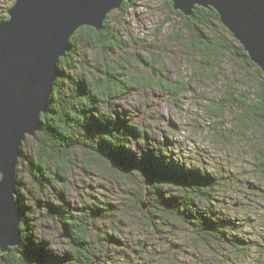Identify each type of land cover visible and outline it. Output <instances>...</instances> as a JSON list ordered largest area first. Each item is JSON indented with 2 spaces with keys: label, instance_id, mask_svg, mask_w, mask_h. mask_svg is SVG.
Instances as JSON below:
<instances>
[{
  "label": "trees",
  "instance_id": "trees-1",
  "mask_svg": "<svg viewBox=\"0 0 264 264\" xmlns=\"http://www.w3.org/2000/svg\"><path fill=\"white\" fill-rule=\"evenodd\" d=\"M167 3L179 18L174 37L200 70L197 81H204V76L216 81V74L222 77L223 96L207 98L211 103L206 104L210 108L208 119L214 122V126L210 125L213 142L227 152L237 150L245 163V173L256 183L243 181L229 161L217 165L203 157L187 159L181 171L175 166L165 168L162 161L151 157L147 150L154 146L168 161L177 155L185 159L177 142L155 138L151 125H141L133 113L121 112L112 102L127 97L135 86L156 87L180 101L191 83L184 86L173 80L158 68L157 58H134L146 67L148 76L136 71L126 56L117 64L108 59L99 65L83 63V48L106 53L122 50V45H126L111 26L109 15L101 31L84 26L72 36L70 51L59 63L61 73L53 86L48 111L41 116L37 148L32 155L22 151L18 164L27 161L31 184L39 195L33 202L28 203L31 199L27 200V194L31 192L17 167L16 201L23 200L28 209L26 221L31 222L32 228H39L42 237L46 236L43 222L55 224L69 247L52 250L62 253L54 256L48 250V242L31 243L26 222L21 225V245L6 253L0 248V264H140L146 260L144 246L139 243L128 247L121 240L120 229L109 233L107 225L122 215L127 224L136 212L144 217L151 236L166 234L171 240L178 234L175 230L182 228L195 242L213 250L214 261L220 257L219 264H264V234L252 235L246 231L249 225L229 211L237 205L231 201L241 185L253 192L244 198L253 212L264 207V83L234 86L225 66H231L233 76L237 75V60L256 69L258 76L264 72L222 24L216 10L197 6L191 16H185L174 10L171 0ZM134 5L135 2L124 3L120 11L126 12ZM243 83V79L235 82ZM229 114L231 120L226 121ZM77 151L84 154V172L106 169L113 180L110 182L122 186L121 194L125 196L121 199L114 194L118 190L110 191L102 194L105 200L93 195L91 202L72 206L67 191L70 177L78 167ZM133 152L151 170V182L130 155ZM18 206L24 214L22 204ZM100 223L107 224L102 227ZM113 247L122 249L119 252Z\"/></svg>",
  "mask_w": 264,
  "mask_h": 264
},
{
  "label": "rangeland",
  "instance_id": "rangeland-1",
  "mask_svg": "<svg viewBox=\"0 0 264 264\" xmlns=\"http://www.w3.org/2000/svg\"><path fill=\"white\" fill-rule=\"evenodd\" d=\"M134 2L135 5L128 11L121 12L118 10L112 12L109 16L111 26L118 31L117 35L120 36L119 38L126 41V45H122L123 49L104 53L83 48L81 53L85 49L89 53L81 56L83 63L99 65L108 59L117 64L121 57L126 56L129 57L136 71L148 76L149 72L146 71V67L137 64L134 58H147L151 61L154 58L159 59L158 68L160 70L170 75L173 80L182 82L185 84L184 86L191 83L190 89L179 97V101L177 98L174 99L170 95L161 92L156 87L135 86L134 89L128 92L129 95L127 94V97H125L127 98L125 99L127 108L134 107L135 110L128 111L124 106H117L118 109L121 112H127L129 115L133 113L134 118L137 117L136 121L141 125H151V129L154 131L151 132H153L155 138L173 139L177 142L176 145L180 147L181 152L190 148L192 155L188 157V160H201L202 157L207 156L209 161L215 162L217 165L227 164L226 162L229 161L235 166L237 172L241 174L240 178L243 181L255 182L253 178H250L245 173L246 169L243 166L245 163L242 160L243 158L236 153L237 150L231 149V151L228 150L227 152L226 149L216 146L213 142L214 135L211 132L210 125L214 126V122L208 119L209 115L206 113L207 111L209 112L210 108L206 104L211 103V100H207V98L223 96L225 87H223L221 75L216 74V81L208 79L207 76H204V81H197L200 78V70L197 63L183 52L174 37V33L178 29L179 18L171 12L167 3L168 0H149L148 4L143 5L147 9L146 11H140L142 5L139 0ZM152 3L159 4L160 8L157 12L152 11ZM225 67L226 75H228L231 71V66L226 64ZM133 92H145L148 95L146 97L138 95L132 99L130 94ZM129 100H132V102L129 103ZM157 101L162 102L163 111L169 113L167 117L168 123L163 128L160 127V121L156 118V115L148 112L149 108H153L155 113L161 111L160 103H156ZM141 108H143V114H141ZM225 120L230 121L231 115H227ZM164 128H166V132ZM39 133L34 136H26L23 153L30 155L34 153L38 145L37 136ZM199 145L206 146L201 148ZM237 149L242 151L241 148ZM175 155H177L176 151ZM76 157L78 167L70 177V186L67 191V200L72 206H83L85 203L91 202L93 199L91 196L93 195L105 200L107 198H104L102 194H108L110 191L118 190L114 194L121 197V199L125 196L121 194L123 193V190H121L123 189L122 186H114L115 184L110 182L113 180L107 174L106 169L101 168L99 171L92 170L90 173H86L83 170L85 165L84 154L81 151H77ZM17 167L23 182L26 183L27 189L31 192V195L27 194V200L31 199L28 203L33 202L39 195L31 184L27 161L20 162ZM60 187V185H57V188ZM251 192L246 189L245 185H241L237 196L231 201L233 205H237L235 208L229 209V211H232L233 216H237L243 224L249 225L247 230L244 226V231H249L252 235L264 234V231H260V229L264 230V207L261 206L260 209L255 210L257 212L251 210L250 205L247 204L248 200H246L248 195L253 193ZM244 201L247 202L244 204ZM121 221H124V223H121ZM105 224L107 223H100L99 225L104 227ZM42 225L46 226L44 228L46 236L55 231L59 234L61 241L66 242L62 231L57 229L55 224L43 222ZM107 225H109V233H117L120 229L118 233L121 240L127 243L128 247L131 244L133 246L136 244L137 246L139 243L144 246L143 254L146 260L141 261L140 264L220 263V257H216V261H214L213 253L215 252L213 250L195 242L190 238V234L182 228L179 231L175 230L178 234L176 236L173 235L174 239L171 240L166 238V234L151 236L149 234L150 231L148 232L145 226L144 217L139 212H136V216L132 219L130 218L127 224L125 217L122 215L116 221ZM64 249L66 248L62 247L56 250L64 251ZM113 249L120 252L122 248L113 247Z\"/></svg>",
  "mask_w": 264,
  "mask_h": 264
},
{
  "label": "water",
  "instance_id": "water-1",
  "mask_svg": "<svg viewBox=\"0 0 264 264\" xmlns=\"http://www.w3.org/2000/svg\"><path fill=\"white\" fill-rule=\"evenodd\" d=\"M134 1L19 0L15 11L8 13L10 23L0 25V172L5 175L0 173V182L5 180L0 184V239L11 241L17 236L16 223L23 216L13 201L18 196L15 166L17 173L20 143L42 129L41 116L48 111L61 73L60 60L70 51V46L65 49L68 35L77 27L74 36L84 26L101 31L111 12ZM171 1L174 10L185 16H191L197 6L216 10L222 24L264 72V0ZM20 245L21 237L19 243L0 242L3 253Z\"/></svg>",
  "mask_w": 264,
  "mask_h": 264
},
{
  "label": "clouds",
  "instance_id": "clouds-1",
  "mask_svg": "<svg viewBox=\"0 0 264 264\" xmlns=\"http://www.w3.org/2000/svg\"><path fill=\"white\" fill-rule=\"evenodd\" d=\"M139 2L142 5V7L140 8V11H146L147 9L145 7H143V5L148 4L149 0H139ZM18 3H19V0H0V25L6 24V23H10V22H8L5 19V17H6V15L9 12L12 13V12L15 11ZM151 7H152V11L153 12H157L159 10V8H160L159 4H157V3H152ZM107 9L108 8H106L105 11H107ZM165 14H167V13H165ZM11 16L13 17L12 14H11ZM74 30L67 37L65 49L70 46L69 45V37L72 36ZM88 54L89 53L87 52L86 49L82 53V55H88ZM261 62H264V61H261ZM236 64L239 65V67H237L235 69L237 75L233 76L231 73H229L230 82H232L234 86L248 87L249 84L258 85V84L264 83V74H260L258 76L256 69L252 68L251 66H249L247 64H244L240 60H237ZM56 68H57V71L59 72L60 70L58 68V61H57V64H56ZM240 79H243L244 83L241 84V85H236L235 82L237 80H240ZM138 95H143V96L146 97L148 95V93H145V92H133V93L130 94L132 99H134ZM125 99H127V98H117V99H115L112 102L113 106H124V107L127 108V105L125 104ZM131 102H132V100H129V103H131ZM156 103H160L161 111L159 113H155L153 108H149L148 112L150 114L156 115V118L160 121V127L163 128V126L168 123L167 117L169 116V113L163 111L162 102L157 101ZM127 110L128 111H134L135 108L134 107L127 108ZM141 114H143V108H141ZM164 131L166 132V128H164ZM24 145H25V141L23 139L21 141V143H20V152L21 153H22V151L24 149ZM205 146L206 145H199V147H201V148H203ZM147 152L150 153L151 157L154 158L156 161H162L165 168H170L172 166H175V169L181 170V171L184 169V165L187 163L188 157H190L192 155L191 149L189 148V149L184 150L182 152V155L185 158L184 160H181V157L179 155H177V156L174 157V159L172 161H168V160H166L163 157L162 151H160L159 149H157L154 146H150L148 148ZM130 155L136 161L137 166L141 167L142 170L144 171V174L149 177V182H151V179H152L151 170L148 167L145 166L144 161L140 160V158L137 156V154L135 152L131 153ZM204 158H207V156H205ZM210 163H211V161H210ZM0 173H2L4 175L3 172H0ZM16 177H17V173H16V166H15V178ZM4 181L0 182V184L4 183ZM16 181H17V179H16ZM13 201L18 203V204H22V206L25 209V211H24L23 216H21L19 218V220L17 221V223H16V233H17L16 238L14 240H11V241L7 240V239H0V242H4V243H8V242L19 243L20 242V237L22 235L21 225L27 222L29 224V232H30L31 243H33L35 245H39L41 243L48 242L47 243V247H48V250L52 253V255H54V256L62 255V253L55 252V251H52V250L61 249L62 247L63 248H67V247H69V245L66 242H62L61 239H60L59 234L57 232H55V231L52 234H50V235L42 237L40 235V229L39 228H32L31 222L30 221H26V213H27L28 209L26 207H24L23 200H21L20 202H17V201H15L13 199ZM248 264H252V262L249 261Z\"/></svg>",
  "mask_w": 264,
  "mask_h": 264
},
{
  "label": "bare ground",
  "instance_id": "bare-ground-1",
  "mask_svg": "<svg viewBox=\"0 0 264 264\" xmlns=\"http://www.w3.org/2000/svg\"><path fill=\"white\" fill-rule=\"evenodd\" d=\"M114 12V11H113ZM112 13V12H111ZM65 61V60H64ZM18 205V204H17ZM19 207V206H18ZM20 208V207H19Z\"/></svg>",
  "mask_w": 264,
  "mask_h": 264
}]
</instances>
